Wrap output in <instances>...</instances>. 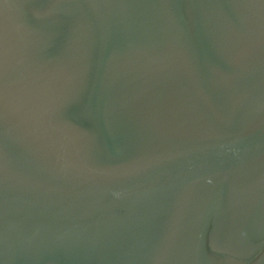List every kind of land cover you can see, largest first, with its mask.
<instances>
[{
  "label": "water",
  "instance_id": "1",
  "mask_svg": "<svg viewBox=\"0 0 264 264\" xmlns=\"http://www.w3.org/2000/svg\"><path fill=\"white\" fill-rule=\"evenodd\" d=\"M0 264H264V0H0Z\"/></svg>",
  "mask_w": 264,
  "mask_h": 264
}]
</instances>
